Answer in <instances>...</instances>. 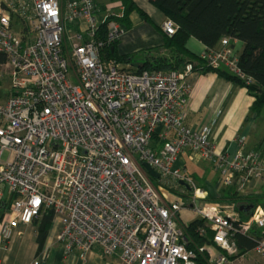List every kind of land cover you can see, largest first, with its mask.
I'll list each match as a JSON object with an SVG mask.
<instances>
[{
    "label": "built area",
    "instance_id": "built-area-1",
    "mask_svg": "<svg viewBox=\"0 0 264 264\" xmlns=\"http://www.w3.org/2000/svg\"><path fill=\"white\" fill-rule=\"evenodd\" d=\"M12 12L31 32H13ZM106 20L97 16L94 0L0 1V57H6L0 68L9 71L12 84L0 103L3 239L53 209L61 225L57 240L84 256L99 245L122 264H241L236 237L252 239L257 227L263 233L254 249L264 264V206L247 218L223 211L178 165L185 150L213 158L224 183L239 175L242 190L247 179L264 178L262 152L243 146L233 154L219 151L209 127L186 125L193 63L132 73L106 60L103 49L109 45L114 54L125 31L110 21L103 40ZM67 23L79 31L70 32ZM161 28L167 35L176 30L172 20ZM229 45L223 39L199 58L250 82ZM155 135L162 141L158 147L152 146ZM145 163L158 178L149 175ZM166 191L182 200H168ZM186 210L206 224L197 230L198 238L213 230L217 255L193 236ZM6 214L14 217L5 219Z\"/></svg>",
    "mask_w": 264,
    "mask_h": 264
},
{
    "label": "crops",
    "instance_id": "crops-1",
    "mask_svg": "<svg viewBox=\"0 0 264 264\" xmlns=\"http://www.w3.org/2000/svg\"><path fill=\"white\" fill-rule=\"evenodd\" d=\"M94 1L97 8L96 14L102 20L114 14L123 15L124 9L118 1ZM133 1L140 10L147 14L152 23L145 20L137 11L131 12L129 26L121 23L125 28L118 42V49L122 55L135 54L136 56L144 50H151L164 43V34L159 29L165 20L164 14L150 0ZM62 2L64 3V0ZM17 26L20 27V23L14 21L13 28ZM73 29L79 31L77 25L73 26ZM186 47L196 56H199L206 49L202 43L194 38L188 39ZM236 48L239 56L243 59L250 50L249 45L241 42L236 43ZM145 58L141 62L134 61L132 58L130 65L138 66L148 60L154 61L153 57L149 55H146ZM188 83L190 90L186 95L188 104L184 120L189 128L199 130L203 126L209 127L213 146L219 151L233 154L243 146L246 151L264 153L262 151L264 150V122L261 125V118L258 119L255 114H250L253 97L245 87L216 72L199 70H194L189 75ZM188 160L191 161L192 165L204 163L205 169L213 166L216 177H214V184L210 181L209 184L214 186V197L210 196L212 199L209 200L223 211L233 212L232 210H235V212L243 213V218H247L258 207L264 206L261 204L264 199V178H250L243 189L238 190L241 184L239 182L240 176L234 177L231 184H225L213 158H203L192 153L191 150H185L179 157L178 165L187 170ZM192 178L195 180V177ZM231 186L236 189L238 196L243 197L241 200L235 202L231 198H226L227 189ZM216 189L219 192H216ZM170 199L173 200V197L170 196ZM239 205H252L251 214L248 215V213L240 211ZM186 213L191 216V218H185L186 220L197 218L195 213L188 210L183 212L184 217ZM13 217L12 214H6L4 218L11 220ZM39 217L35 219H39ZM51 222L50 226L48 225L47 236L42 242L38 240L37 236L40 223L38 225L35 222L21 224L14 229V233L8 241L3 239L0 231V264H32L34 261H39L40 264H122L119 257L106 255L99 245L93 246L92 250L85 256L77 249L68 250L65 241L57 240L61 226L60 221L54 216ZM252 233L258 236L263 233V230L255 227ZM209 239L210 242H204L203 245L213 249L214 254L217 255L220 251L213 247V238L209 237ZM241 255V264L263 263V258L255 251L254 247L246 252L241 251Z\"/></svg>",
    "mask_w": 264,
    "mask_h": 264
},
{
    "label": "trees",
    "instance_id": "trees-1",
    "mask_svg": "<svg viewBox=\"0 0 264 264\" xmlns=\"http://www.w3.org/2000/svg\"><path fill=\"white\" fill-rule=\"evenodd\" d=\"M0 1L4 2V0ZM64 1L67 3L69 0ZM114 1L122 4L124 9L123 15L114 14L107 18L100 33L102 36L100 38L103 40H105V36L103 35L105 34L108 22L117 21L129 26V15L133 11H137L145 20L152 23L147 14L140 10L133 0ZM150 2L164 14L165 20H172L176 26L173 35H167L162 31L161 26H159V29L164 34V43L157 46L153 51H145L146 54L153 57L154 61L148 60L141 65L139 64L137 70H133L130 63L135 54L122 55L118 49V42L115 44L114 54H112L109 45L105 46L102 51L105 59L116 60L119 65L122 62L120 69L132 73H139L143 70H166L176 68L179 63L191 62L195 70L216 72L245 87L250 95L254 97L250 112L255 114L256 118L264 120V0H150ZM11 15L12 28L14 21L20 23L21 33L19 34L31 32L29 25L25 20L22 21L17 13L12 12ZM68 24H71L72 27L74 25L73 23H67L66 26L68 28H70ZM190 38L198 40L207 50L216 48L223 39H228L230 42L229 46L233 47L236 51V56L239 60L238 65L250 82L236 77L225 65L217 68L205 65L199 56L191 53L186 47V42ZM237 42L250 46V50L244 59L238 54L236 48ZM0 59L6 61L5 56H1ZM124 64H126L127 68H124ZM154 143L157 144L156 142H152V146H159ZM262 160H264V153H262ZM190 177L192 178V176ZM194 181L196 182V180ZM154 182L159 188V182L157 180H154ZM199 186L206 189V185L199 184ZM163 194L167 196L168 200L170 196L173 197V200H182L181 196L171 194L169 191ZM226 195L227 199L231 198L235 202L243 198L238 196L236 189L232 186L227 189ZM208 196L209 199H212L209 193ZM240 215L244 217V214L241 212ZM39 216V219H34L33 222L37 225L40 223L38 225L37 236L38 240L42 242L47 236L48 227L52 223L51 221L54 219L55 214L53 209H45ZM1 219H3V216ZM205 225L202 219L195 218L190 227L193 236L201 245L204 242H210L209 237L213 238L214 234L213 230L208 228L205 230L206 235L202 236V239L198 238L197 230L200 227H205ZM252 235V239L242 235L236 237L240 251L246 252L252 249L257 243L258 238L262 236V234L256 236L253 233Z\"/></svg>",
    "mask_w": 264,
    "mask_h": 264
},
{
    "label": "rangeland",
    "instance_id": "rangeland-1",
    "mask_svg": "<svg viewBox=\"0 0 264 264\" xmlns=\"http://www.w3.org/2000/svg\"><path fill=\"white\" fill-rule=\"evenodd\" d=\"M68 25L70 27V32H73V28H72L71 24H68ZM13 32L16 33V34L21 33L20 27L17 26L15 28H13ZM155 48H152L151 51H153ZM146 55H148V54H145V50H144V52L138 53L133 58V60L134 61H137V62H141V61H143V60L146 59L145 58ZM121 63H120V67H122L121 66ZM179 64H181V63H179ZM132 67H133L132 68L133 70H137L138 69V66H136V65H134ZM124 68H127L126 64H124ZM2 74H3V76L0 77V103H4L5 100L10 96L11 91H12L11 75H10L9 71H7V70H5L3 68H0V75H2ZM253 100H254V97H253ZM250 114H252V113L250 112ZM263 122H264V120L262 119V121H261L260 124L262 125ZM153 142H156L157 144H155V143L154 144L155 145H159V146L162 143V141L160 139H158V136L157 135L154 136ZM204 165H205L204 163H201V164H198V165H192L191 161L188 160L187 161V170H185V171L188 172V175H190L192 177H195V180L199 184L207 185V184H209V181H210V183L214 184L213 181L215 179L214 177H216V173L213 170V166L211 165V168L205 169ZM247 180L249 181L250 179H247ZM216 192H219V191L216 189ZM207 197H208V195H207ZM261 204H264V199L261 201ZM0 209H1V206H0ZM232 211L235 212V210H232ZM183 217H184V215H183ZM185 218H191V216H189L186 213L184 219Z\"/></svg>",
    "mask_w": 264,
    "mask_h": 264
},
{
    "label": "water",
    "instance_id": "water-1",
    "mask_svg": "<svg viewBox=\"0 0 264 264\" xmlns=\"http://www.w3.org/2000/svg\"><path fill=\"white\" fill-rule=\"evenodd\" d=\"M143 167L145 168V170L149 173V175H150L151 177H153V178H158V177H159V174H158L156 171H154V169H153L149 164L145 163V164L143 165ZM206 189H207V192L209 193V195H210L211 197H214V186L208 184V185L206 186ZM0 206H1L0 211L3 212L4 209H5V203L2 202ZM238 209H239L240 211L246 212V213H248V215H250V214H251V210H252V205H250V206L239 205V206H238Z\"/></svg>",
    "mask_w": 264,
    "mask_h": 264
},
{
    "label": "clouds",
    "instance_id": "clouds-1",
    "mask_svg": "<svg viewBox=\"0 0 264 264\" xmlns=\"http://www.w3.org/2000/svg\"><path fill=\"white\" fill-rule=\"evenodd\" d=\"M162 29V28H161ZM203 188V187H202ZM204 189V188H203ZM207 191V189H205ZM208 193V192H207Z\"/></svg>",
    "mask_w": 264,
    "mask_h": 264
}]
</instances>
